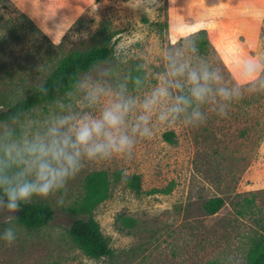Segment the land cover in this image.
Here are the masks:
<instances>
[{"label":"rangeland","instance_id":"1","mask_svg":"<svg viewBox=\"0 0 264 264\" xmlns=\"http://www.w3.org/2000/svg\"><path fill=\"white\" fill-rule=\"evenodd\" d=\"M140 2L0 0V110L40 85L67 53L105 41L107 60L120 57L115 79L151 64L144 89L128 85L140 96L164 68L156 59L160 48L189 34L205 31L208 50L199 54L235 83H245L240 61L264 57V0ZM55 99L31 111L46 115ZM94 170L111 181L122 173L91 212L111 249L100 258L86 255L69 235L83 178ZM133 175L137 190L125 181ZM214 196L223 204L207 214L203 205ZM34 202L49 204L53 219L37 228L15 222L16 241L0 240V264H245L264 242V93L246 94L226 117L210 114L200 127L161 128L137 143L131 157L88 164L66 190ZM121 216L136 222L123 227ZM6 226L0 216V232Z\"/></svg>","mask_w":264,"mask_h":264},{"label":"clouds","instance_id":"2","mask_svg":"<svg viewBox=\"0 0 264 264\" xmlns=\"http://www.w3.org/2000/svg\"><path fill=\"white\" fill-rule=\"evenodd\" d=\"M194 36L160 48L156 59L164 68L142 96L132 94L128 85L136 92L144 89L150 63L138 64L136 75L127 72L115 79L120 57L99 58L77 73L46 115L18 111L0 119V216L7 225L0 240L9 246L16 241L15 214L22 205L66 190L86 165L131 157L137 143L161 128L200 127L210 114L226 117L246 94L264 93V57L240 61L245 83H235L199 54ZM50 91L46 82L38 86L42 96ZM56 203L62 205L63 197Z\"/></svg>","mask_w":264,"mask_h":264},{"label":"trees","instance_id":"3","mask_svg":"<svg viewBox=\"0 0 264 264\" xmlns=\"http://www.w3.org/2000/svg\"><path fill=\"white\" fill-rule=\"evenodd\" d=\"M205 31L198 32L194 38L197 40L199 52L206 53L208 40L204 37ZM111 53L109 42L93 47L86 51H73L64 55L55 67L45 76L43 82L51 89L47 96L38 92V86L33 89L25 98L16 100L5 105L0 110V119H6L18 111H30L34 106L55 99L64 93L71 85L72 80L78 72L86 71L97 59H108ZM57 87L59 90L57 91ZM166 141L172 140V133L164 134ZM122 177L118 172L113 176L115 183ZM104 170H94L83 178V193L80 202L75 209L74 218L69 227V235L72 241L88 256L100 258L111 254L106 239L100 229L99 223L93 218L92 209L108 197L109 188L112 182ZM131 188H139L137 175L125 179ZM223 199L219 196L209 198L203 205L207 214H214L222 206ZM18 216V224L27 228H37L47 225L54 217L52 207L47 203L33 202L22 205L21 211L15 214ZM135 219L129 216H121L120 223L123 227L130 228L135 224ZM245 264H264V242L251 249Z\"/></svg>","mask_w":264,"mask_h":264}]
</instances>
